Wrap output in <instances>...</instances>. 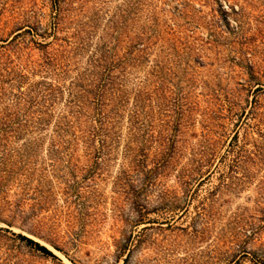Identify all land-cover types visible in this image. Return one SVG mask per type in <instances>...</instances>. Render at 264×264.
Listing matches in <instances>:
<instances>
[{
	"label": "rangeland",
	"instance_id": "374dc122",
	"mask_svg": "<svg viewBox=\"0 0 264 264\" xmlns=\"http://www.w3.org/2000/svg\"><path fill=\"white\" fill-rule=\"evenodd\" d=\"M105 43L129 64L116 72L109 154L97 159L77 141L64 149L77 129L55 131L75 122L77 76ZM136 44L139 60L124 55ZM13 122L45 127L3 132ZM236 134L242 152L215 168ZM172 142L173 165L142 185L131 163L151 170ZM263 258L264 0H0V264Z\"/></svg>",
	"mask_w": 264,
	"mask_h": 264
},
{
	"label": "trees",
	"instance_id": "16d2710c",
	"mask_svg": "<svg viewBox=\"0 0 264 264\" xmlns=\"http://www.w3.org/2000/svg\"><path fill=\"white\" fill-rule=\"evenodd\" d=\"M59 16L60 13L57 10L54 16V23L52 31L56 33L59 30ZM28 34L32 35L34 38L39 35L37 27H27L25 30ZM44 38V37H42ZM42 48H48L49 43H44L39 45ZM136 52L137 55L134 60H139L138 57L145 54V49L139 47L136 44L130 47L127 54L130 57L133 56L132 52ZM117 45L110 46V44L105 43L99 49L96 50L95 56H93L89 62L88 67L77 76V83L74 87L77 89V94L72 95L69 101V107L72 118L75 122L67 121L64 126H58L55 131L58 136L68 135L73 128L77 129V136L72 134L74 140H69L65 142L64 149L70 151L74 149L73 142L83 144L86 151L94 154L96 158H101L108 156L110 151V140L113 138L115 126L118 124L120 117V111L122 109V94L120 92L121 84L120 77L116 75V72L121 73L125 67L129 64V58L126 56H120L116 54ZM45 65L47 66H57L58 60L51 54L47 53L45 56ZM131 61V59H130ZM133 61V60H132ZM138 108V102L135 105ZM17 121V119H16ZM5 128L3 132L6 134H23L29 133L30 131H39L45 127L44 124H23L22 122H13L11 125L2 124ZM13 130V131H12ZM238 134H236L228 145L227 154L220 158L217 162L215 168L221 163V159H226L231 153L242 152V149L237 144ZM175 142H172V146L165 145L164 151L159 155L160 159L153 163V168L148 170L143 165V161L132 162L129 169L137 174H142V185L151 184L158 172L163 169L169 168L173 165L175 156L171 154ZM126 155H128L126 153ZM218 157L216 155L207 159L208 165H215V160ZM235 162V161H233ZM133 164V165H132ZM214 164V165H213ZM126 172H124L125 174ZM19 239L22 240L26 246L39 252L43 256L54 257L52 251L47 247L41 245L40 243L29 239L23 235H18ZM264 258L260 261L263 264Z\"/></svg>",
	"mask_w": 264,
	"mask_h": 264
}]
</instances>
